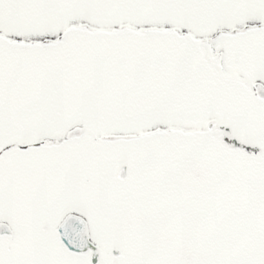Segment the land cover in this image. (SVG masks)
Listing matches in <instances>:
<instances>
[{
	"label": "snow or ice",
	"instance_id": "1",
	"mask_svg": "<svg viewBox=\"0 0 264 264\" xmlns=\"http://www.w3.org/2000/svg\"><path fill=\"white\" fill-rule=\"evenodd\" d=\"M0 264H264V0H0Z\"/></svg>",
	"mask_w": 264,
	"mask_h": 264
}]
</instances>
